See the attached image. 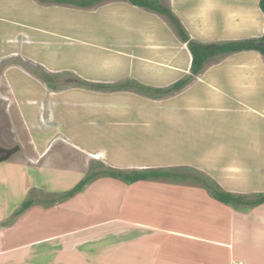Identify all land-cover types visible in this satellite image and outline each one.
<instances>
[{"label":"rangeland","instance_id":"1","mask_svg":"<svg viewBox=\"0 0 264 264\" xmlns=\"http://www.w3.org/2000/svg\"><path fill=\"white\" fill-rule=\"evenodd\" d=\"M261 1L262 0H259L258 3ZM162 2H164V0H162ZM123 3L131 5L129 2L122 0H104L95 3L88 9H80L78 7L73 8L81 13L82 11L88 12L84 17L86 25L88 23V15L104 9L103 12L100 13V16H96L90 22L93 25H106L116 24L119 21L122 23V20L117 21V16L120 15L121 7H112L111 4L119 5ZM51 4L53 7L58 6L57 3L54 2H51ZM135 8L132 6V9ZM138 9L149 12L150 14L154 13L153 11L150 12L146 9ZM135 11L137 10L135 9ZM170 11L176 18H178L173 10ZM52 12H54L53 16H44L45 22H51L54 24L58 19L64 20L63 17L59 16L60 12L55 9H52ZM135 15H137V18H129L128 22H135L149 31H154L159 27L161 28V26L163 28L168 26L177 37V41L183 43L178 36L177 28L167 17L157 14L159 17L151 20L149 18H144V22L139 17V13ZM135 15L132 14V17ZM66 16L67 18H72V15L70 14ZM52 17H54V21H52ZM76 21L81 26L84 25V22L77 16ZM178 21L180 22L179 18ZM152 22H157L159 25H153ZM0 27V31H3L2 24H0ZM180 28L187 34V30L181 22ZM51 32V35H53L51 38L52 40L45 44L44 51L50 52V54L53 51L58 53V57L51 56L52 60H57L58 62L63 60V62H67L69 61V58L72 59L73 56H78L80 47L87 49L86 56L90 60L98 58V53L96 51H100V57L106 61V65H103L106 66L105 69L102 68L105 72V76L116 80L111 82H101L83 78L84 76H87V78L91 79L99 74L98 71L102 66L99 64L97 65V62L94 61L92 63H87V65L84 64L81 68L71 67L69 62H61V69H53L50 65L30 61L24 55L9 54V56H5L4 51L0 49V148L6 150H12L16 147L18 148L11 154L5 153V155L0 158V178L4 179L14 176V172L17 170L15 164L29 163L30 168H34L35 166L41 170H50L47 172L44 170V173H40L38 170H30V173L34 175V177L31 176L30 178V184L35 182L38 189H35L34 187L36 186L34 185V187H32L34 189L31 188L32 190L27 194V197H23L22 189L19 186L15 188L12 197L10 195L12 192H9L5 185H0V191L4 190V194L6 195L4 197L3 193H0V231L3 233V231L7 229L10 233H13L17 230L16 228L19 225V232H21L22 223H24L26 232H24L21 237H17L18 244L22 242H36L35 244H39L37 243L38 241H40V243L45 242L42 233H40L42 232L41 229H36L41 225H48L50 227L47 232H43L44 234H53L55 230L59 228L60 222L65 221L66 219H68V221L73 219L70 223L72 226H69L70 229L71 227H83L81 222H85L89 219L85 214V210H87V207H85L86 203L84 205L83 199H78L76 204L75 201H72L74 196H77L79 193L91 191V189H93L91 188L92 184L99 179H103V177L99 176L97 173L108 170L123 173L137 171L143 173L144 171L139 170L138 167L143 166V164L146 163V155L152 154L157 159L152 160L155 167L151 169H155L157 166L158 169L172 172L176 175H182L184 177H179L177 181L172 182L175 186L187 185L197 188L198 191L196 195H200V199L201 194L203 193L207 196H210L211 193L214 194L217 192L230 193L232 197L240 199V203H237L240 212L249 213L257 209V213H260L258 219H246L255 223V226L251 229L248 235H242L247 236V238L246 240L241 238L239 244L248 241V243H252L253 246L260 249L259 251L263 252L264 206L262 205L264 203L260 205H252L251 203L258 202L260 199L264 198V97H262L260 103L256 100L257 103L255 104L257 107L255 105L250 106L243 104L237 98H240L245 102L248 99L254 100L255 96L251 88L264 87V82L259 80L260 77L264 76V67H257V70L253 75L254 78L252 83L243 80V78H245V73L239 72L238 65L225 69L224 74L232 84L234 92H236V95L233 93L231 94V97H227V94L229 93H225L223 87L219 89L221 86L220 76L222 75L220 71H217V75L213 73L214 81H210L207 77V72L204 70L208 66H218L221 61L223 62L225 60L227 54L218 55L208 59L202 70L196 75H193L191 73L190 64L189 67H187L185 64L179 62V58L183 57V54L179 55L177 59L179 51H174L175 47H172L171 54L173 52L177 53L174 56V60L169 58L171 56L169 54L168 57L164 55L163 57L166 58L157 60L158 63L152 72L155 80L165 82L168 79L165 71H169V69L170 72L174 71L175 73V71L190 68L187 71L188 73L183 74V76L176 81H174L176 77H172L174 82L168 88H150L142 83L136 82L132 76L125 77L120 66L116 70L112 68L115 57L112 53L110 54L107 51L114 48L116 45L114 42L110 43L108 42L109 40L100 37H95L94 44L85 40V38L83 40H80L79 38L78 40H75V38L69 39L70 37H63V41L59 42V40L56 41L55 39L54 31ZM85 34L86 33H84V36H87ZM97 34L112 35L111 33ZM122 35L123 36L120 37V39L126 41L123 48L130 49V43H128L127 40L132 37L133 32H125ZM194 41L200 44H207L199 42L198 40ZM244 41L248 40L244 39L237 42ZM0 42L2 43L1 39ZM229 42L231 41H218L210 44L222 45ZM37 44L35 43L36 46ZM183 45L186 46L187 44L183 43ZM1 46L2 44H0V48ZM62 52H65L66 54L60 57ZM256 52L261 55L264 61V56L260 52ZM108 53L113 57H110ZM124 53L127 54V52ZM3 54L4 56H2ZM48 57L49 56H46V58ZM120 60L122 65H124V60ZM89 71H91V73ZM9 73L17 74L18 78H23L25 75H29L32 80H35L42 89L40 93L43 95L41 96L43 99L42 103H34L33 105L29 104L30 108H28V110L24 109V106L22 109L19 105L20 102L18 101L21 94L17 90V86L10 83ZM248 76L249 75H247V77ZM180 81H187V83L184 84L183 87L176 89L175 86H177V83ZM36 82L33 84L38 85ZM145 89H147V92ZM156 89H160V91L167 94L157 96ZM34 90L36 89L32 85L29 92ZM167 91H169V93ZM185 96L200 97L202 101L201 109L191 116H184L180 112H176L174 123L171 116L167 117L160 114L161 116L155 117L152 113L160 110L157 108V102H162L165 98L169 97L180 98ZM26 98H28V95H25V97H21L20 99L25 101ZM34 100H36V98ZM17 107L21 110L26 122L23 121L22 123L20 121L16 113ZM99 108H101V111H99ZM183 117L186 119L184 128L192 127L193 131L187 133L186 136H181L179 138L181 140L180 143L170 145L171 143L168 142L169 145H165L164 141L162 144L154 142V139L158 135H161V132L167 133L173 129V133L175 131L174 127H177L176 129H182L183 126L181 125L183 123ZM131 121H134L133 125L130 123ZM189 122L192 125H190ZM75 124H77L79 131L82 132L83 138L77 133L74 135L72 134ZM98 124H102L98 126V130L91 129V131L93 132L96 130L97 132H104L108 136L106 146L100 148L96 147L93 143L95 136L92 132L91 134H88L90 128H86L87 125L93 126ZM219 124H221V128L229 127L230 130L228 134H230V137L232 138L230 143H234L236 137L246 138L248 141H252L250 142V145H252L250 152L252 151L255 158H251L249 163H243L242 160L247 161L248 159L240 157L237 153L230 154V151L227 149L228 144L224 145V149L218 147L216 144V130L219 129ZM134 125L136 127H134ZM242 129L246 130L245 133ZM241 134L243 137H240ZM69 137L74 140L78 139L81 143L84 142L87 153L84 151L81 152L80 150L76 151L72 149L73 147L70 145L67 146L66 141H69ZM20 140L23 142L20 143ZM33 140L37 142L36 145L31 144ZM51 141L53 143L52 145ZM58 141H60V143ZM46 144H49L50 148H47L45 151H48L44 153L43 146ZM166 149L169 150L166 151ZM98 151L100 152V155L97 154ZM220 154L222 157L217 159ZM133 155L144 158L141 160L134 159L132 157ZM175 155H178L179 158L176 157L173 161H171V159L169 160V158ZM60 162L62 163L61 165ZM123 166H129V168L126 169V171H123L121 169ZM59 168L67 170L69 174L65 171H55ZM219 172L222 174L220 179L218 176ZM91 174H94L96 178H94L95 180H92L93 182L91 184L87 185L82 191L75 195L71 197L67 196L66 193L71 191L73 187L67 189L66 184L70 182H75L76 184L79 180ZM106 179H112L109 181H113V178L106 177ZM114 180L122 181L118 178H114ZM160 180L171 183L169 179L161 178ZM122 183L125 182L123 181ZM107 184H110V182H107ZM105 189V186L98 189L96 187L93 191H96L97 193L98 190L103 191ZM7 191L10 194H7ZM98 195H101V192H99ZM25 202H29L30 205L23 209V204ZM64 204H68L72 207L73 210L69 209V213H72L73 211L74 214H69V216L66 217L58 215L55 219H39L38 212L35 211V209H32L39 206L44 211L48 212V210H55L59 205ZM6 205H11L12 211L9 206L5 209L4 206ZM77 208H80V211H78ZM20 209H23L22 212L19 211ZM24 214H26V219H22ZM202 221H204L202 223L204 227H208L211 222L219 221L218 225L212 223L213 231L220 232L219 236L216 237L221 244H226L231 241L229 240L228 233L230 232L229 228L232 226H228V219H202ZM167 222L172 223V220L167 219ZM28 223H30L29 228L27 225ZM98 224H100V222L91 226H97ZM77 229L83 230L79 228ZM37 230L39 233L35 234V231ZM202 230L206 229L202 228ZM248 230L249 229L242 230V232ZM224 233H226V236ZM129 235L130 234L124 235L122 238H126ZM94 237H96V234H94ZM8 238H11L14 242L13 235H9ZM92 241L86 242L87 244H90ZM69 242L70 245L68 243V247L71 248H73L72 244L75 246L78 245V247L86 245L83 240H69ZM129 242L131 241H125V243ZM64 246V243H57V245L52 247L33 245L32 247H35V249L32 250V253L36 255H31V258H33L32 264H54L52 257L56 256V251H58L56 249ZM91 246L98 248V256L93 257L94 259L97 258L96 260L98 264H111L109 260L104 263L100 261H103L104 257H100V255H105L103 251L104 247H101L98 243ZM91 246H89V248L95 250V248ZM139 246H141V244L137 242L134 251L137 255L144 251H140L141 248L139 252ZM1 253H3V248L0 247V254ZM94 254H96V252H94ZM75 255L74 257L77 262H79L81 257ZM14 257L18 259V264H26V258L28 256L23 257V253H21L20 255H9L6 259L10 260ZM257 263H259V259L257 260ZM112 264L138 263L133 260L132 255H129L122 256L118 263L114 262Z\"/></svg>","mask_w":264,"mask_h":264},{"label":"crops","instance_id":"2","mask_svg":"<svg viewBox=\"0 0 264 264\" xmlns=\"http://www.w3.org/2000/svg\"><path fill=\"white\" fill-rule=\"evenodd\" d=\"M159 2L163 6L166 5L165 7L168 8V10H173L177 14L180 22L185 26L188 36L199 42L207 44L216 43L218 41L237 42L244 39H259L264 34V15L259 8V0H164V2L159 0ZM123 4H111L112 7H121V12L120 15L117 16V21L122 20V23L119 21L116 24H91L90 21L96 16H100V13L103 12L104 9H101L100 11L88 15L89 18H87L88 23L86 25L84 17L88 12L82 10V13L78 12L73 8L77 6L57 3L58 6L53 7L51 2L43 0H0V24L3 25V31H0V39L2 41V43L0 42V44H2L0 49L4 51L5 56H9V54L24 55L30 61L50 65L53 69H61V62H63V60L58 62L57 60L54 61L51 59V56L58 57V53L53 51L50 54V52L44 51L45 44L52 40L51 38L53 35H51V31H54L55 39L56 41L59 40V42L63 41V37H70L69 39L75 38V40H78V38L83 40L85 38V40L94 44L95 37L105 38V40H109L108 42H114L116 44L112 50L107 51L110 54L112 53L115 57L113 60L114 64L112 65L113 69L116 70L120 66L125 77L132 76L136 82L142 83L150 88L170 87L171 84L180 79L183 74H187L190 68H184L181 71H175V73L174 71L170 72L169 69V71H165L168 79L165 82L157 81L152 74L158 63L157 60L166 58L163 57L164 55L168 57V54L171 55L169 58L174 60V56L177 53L173 52L171 54V49L175 47L174 51H179L177 59L179 55L183 54V57L179 58V62L189 67V64L191 65V57L188 48L184 46L183 43L177 41V37L168 26L164 28L161 26V28L159 27L154 31H149L135 22H128L129 18H137V15H135L137 13H139V17L143 21L144 18H149L151 20L159 16L155 12L150 14L149 12L139 10L138 8L140 7L132 5L134 8L137 7L135 8L137 11H135V9H132L131 5ZM78 8L88 9L90 7ZM52 9L60 12L59 16L63 17L64 20L58 19L54 24L45 22L44 16H53L54 12H52ZM68 14L72 15V18H67L66 15ZM132 14L135 16L132 17ZM76 16L84 22L83 26L76 21ZM52 21H54V17H52ZM152 24L159 25L157 22H152ZM125 32H133L132 37L127 40L128 43H130V49H124L123 47L126 41L120 39ZM84 33H86L85 35L87 36H84ZM97 33H111L112 35ZM35 43H38L37 46ZM86 50V48L80 47L77 57L73 56L72 59L69 58V61L63 63L69 62L71 67L81 68L84 64L87 65V63H92L93 61L97 62V65L99 64L102 66L101 68L99 67V74L91 79L87 78V76L83 78L101 82L115 81L116 79L107 78L105 76V72L102 68L105 69L106 66L103 65H106V61L100 57V51H96L98 53V58L90 60L86 56ZM124 52H127V54ZM65 54V52H62L60 57ZM110 54L109 56L113 57ZM2 56H4V54ZM46 56L49 57L46 58ZM120 59L124 60V65H122ZM234 65H238L240 73H245V78H243V80L252 83L254 78L253 75L257 67H264V61L261 55L256 51H241L227 54L225 60L223 62L221 61L218 66H208L205 68L204 70L207 72L206 74H208L207 77L210 81H214L213 73L217 75V71H220L222 75L220 76L221 86L219 89L223 87V91L229 93L227 97H231L233 93L236 95V92H234L233 86L228 81L224 71ZM89 72L91 73V71ZM247 75L249 76L247 77ZM174 76L176 79L173 81L172 77ZM259 80L264 82V76L260 77ZM9 81L11 84L17 86V90L21 94L18 101L22 109L24 106V109L28 110V108H30L29 104L42 103L43 99L41 96L43 95L40 94L42 91L41 86L35 80H32L29 75L18 78L17 74L9 73ZM34 82L38 85H34ZM31 84L36 90L29 92L32 87ZM251 89L255 96L254 100L248 99L245 102L240 98L237 99L243 104L250 106L255 105L257 107L255 104L257 103L256 100L260 103V100L264 97V87H253ZM25 95H28V98L22 101L20 98L25 97ZM35 98L36 100H34ZM201 107L202 101L200 97H169L165 98L162 102H157V108L160 110L152 113L155 117L161 115L167 117L171 116L174 123L176 112H180L184 116H191L200 110ZM99 111H101V108H99ZM16 113L23 123L25 117L18 107ZM183 118V123L181 125L183 126L182 129H176L177 127H174L175 131L173 133V129L167 133L161 132V135H158L154 139V142L162 144L164 141L165 145H169L168 142L171 143L170 145L180 143L181 140L179 138L181 136H186L187 133L193 131L192 127H186L188 129L184 128L186 119L185 117ZM130 123L133 125L134 121ZM189 124L192 125L190 122ZM100 125L102 124L93 126L87 125L86 128H90L88 134H91V129L98 130V126ZM134 127L136 126L134 125ZM96 130L92 132L95 136L93 143L99 148L106 146L108 136L106 133L97 132ZM229 130V127L221 128V124H219V129L216 130L217 146L224 149V145L228 144L227 149L230 151V154L237 153L240 157L248 159L247 161L242 160L243 163H249L251 158H255L252 151L250 152V149H252L250 142L252 141H248L246 138L236 137V139L234 138L235 142L230 143L232 138L230 134H228ZM242 130L245 133L246 130ZM75 133L83 138V134L77 128V124H75L72 134L74 135ZM240 137H243L242 134ZM22 142L23 141L20 140V143ZM58 142L60 143V141ZM36 143L35 140L31 142L33 145H36ZM66 143L67 146L70 145L73 147L72 149L76 151L80 150L81 152L84 151L87 153L84 142L81 143L78 139L74 140L69 137V141H66ZM52 144L51 141V145ZM47 148H50L49 144L43 146L44 153L48 151H45ZM168 150L169 149H166V151ZM97 154L100 155V152L98 151ZM132 157L139 160L144 158L137 155H133ZM176 157L179 158L178 155H175L169 158V160L171 159V161H173ZM221 157L222 155L220 154L217 159ZM145 159L146 163H144L143 166H139V170L144 172L163 171L158 169L157 166L155 169H151L155 167L152 160L157 159L154 155H146ZM28 164H15L17 170L14 172V176L4 179L0 178V185H5L12 194L8 191L6 193H9L12 197L15 188L18 186L22 189L23 197H27L30 190L34 188L38 189L35 182L30 184L31 176L34 177V175L30 173V170H38L40 173H44V170H46V172L50 171L48 169L41 170L35 166L34 168H30V164L29 166ZM61 164L60 162V165ZM128 168L129 166H123L121 169L126 171ZM55 171H65L69 174L67 170H62L60 168ZM218 176L220 179L222 176L221 172H219ZM152 179L153 178L127 185L126 183L114 179L112 183L109 181L112 179L108 180L103 178L95 181L91 188L96 189L97 187L98 189L105 186V190H98L97 193L93 191V189H91V191L85 190L86 192L79 193L77 196H74V198L72 197V201H75L76 204L78 199H83L84 205L86 203L85 207H87V210H85V214L89 219L85 222H81L83 227H77L83 230H78L73 227H71V229L69 228V226H72L70 223L73 219L71 221H68V219L61 221L59 228L55 230L53 234H44L43 232H47L50 227L48 225H41L36 229H41L42 232L40 233H42L45 242L40 243V241H38L37 243L39 244H35L36 242H22L18 244L17 237H21L22 234L26 232L24 223H22L21 232H19V225L17 228L15 226L17 230L13 233H10L7 229H5L3 233L0 231V247L3 248V253L0 254V264H18V259L16 257L10 260L6 258L9 255H20L21 253H23V257L28 256L26 258V264H32L33 258H31V255H36L32 253V250L35 249V247H32L33 245L52 247L57 245L58 242L61 244L64 243L65 246L56 249L58 250L56 251V256L52 257L54 264H76L77 260L74 257L75 254L81 257L79 259L80 263L77 264H98L97 258H93L98 256V248L91 246L95 243L104 247L103 251L105 255H100V257L104 256L103 261H100L104 263L109 260L111 264L114 262L118 263L122 256L129 255H132L133 260L138 264H264V251H259L260 249L253 246L252 243H248V241L239 244L241 238L244 240L247 238V236L242 235H248L255 226V223L246 219H258L260 213H257V209L249 213L240 212L232 206L230 207L229 205L218 202L210 196L204 195V193L201 194L200 199V195H196L198 189L193 186H175L172 184V182H175L172 179H169L171 183L160 180L161 178L157 180ZM107 182H110V184H107ZM76 184L75 182H70L66 184V187L69 189ZM34 185L36 187H34ZM1 192L5 197L4 190H1L0 193ZM99 192H101V195H98ZM7 206H9L12 211L11 205H6L4 208L6 209ZM262 206H264V204ZM69 207L68 204L59 205L57 209L48 210V212L44 211L39 206L32 209L38 212L39 219H55L58 215L66 217L69 216V214H74L73 211L69 213V209L73 210L72 207ZM79 209L80 208H77L78 211H80ZM25 217L26 214H24L22 219ZM167 219H171L172 223L167 222ZM202 219H228V226H232L229 228L230 232L228 233L229 240L231 241L226 244H221L219 242L217 237L220 232L213 231L212 229V223L218 225L219 221L211 222L208 227H204L202 225L204 222ZM97 222H100V224L91 226ZM27 225L29 228L30 223ZM202 228L206 230H202ZM246 229L249 230L242 232V230ZM37 233H39L38 230L35 231V234ZM94 234H96V237H94ZM128 234L130 235L126 238H122L124 235ZM9 235L14 236V242L11 238H8ZM224 235L226 236V233H224ZM69 240H83L86 245L78 247V245L75 246L72 244L73 248H71L68 247V243L70 245ZM129 240L131 242L125 243V241ZM86 241L92 242L87 244ZM137 242L142 246L138 247V251L141 248L140 251L144 250L138 253V255L134 252ZM89 246L95 248V250H92ZM94 252H96V254H94ZM258 259L259 263H257Z\"/></svg>","mask_w":264,"mask_h":264},{"label":"trees","instance_id":"3","mask_svg":"<svg viewBox=\"0 0 264 264\" xmlns=\"http://www.w3.org/2000/svg\"><path fill=\"white\" fill-rule=\"evenodd\" d=\"M48 2H54L58 4H69L72 6H77L81 8L85 7H91L95 3L104 1V0H43ZM129 2L133 6H137L146 10L153 11L157 13L158 15L165 16L168 19H170L175 27L177 28L178 36L181 39V41L185 44H187L188 51L192 57L191 62V73L193 75H196L199 73L202 68L204 67L205 63L208 61V59H211L218 55H225L230 53H236L241 51H258L264 56V35L259 40H248L244 42H229L222 45L217 44H200L196 43L194 40H192L188 34H186L181 28H180V22L178 21V18H176L168 8L164 7L160 4L158 0H122ZM260 9L264 15V0H262L259 3ZM187 81H180L177 83L178 85L175 86L176 89L181 88L186 84ZM141 87V86H138ZM144 90V89H142ZM147 92V89H145ZM157 92V96L166 95L167 93L155 90ZM169 93V91H167ZM99 176L106 178H118L124 181L126 184L131 185L134 183H137L139 181H144L147 179H172L173 181H177L179 177L184 178L182 175H176L174 173L170 172H164V171H150V172H132V173H123V172H117V171H104L101 173H97ZM95 178L94 174H91L89 176H86L85 178L81 179L77 182V184L72 188L71 191L67 192V196L71 197L75 195L76 193L82 191L83 188H85L87 185L91 184L93 179ZM96 179V178H95ZM94 179V180H95ZM211 193V192H210ZM209 193V194H210ZM210 196L217 200L218 202H221L226 205L232 206L234 209L238 210V204L240 203L239 198H234L230 193L225 192H217L214 194H210ZM264 203V198L260 199L258 202L251 203L252 205H260ZM30 205L29 202H25L23 204V209L27 208ZM23 209H20L19 211L22 212Z\"/></svg>","mask_w":264,"mask_h":264},{"label":"flooded vegetation","instance_id":"4","mask_svg":"<svg viewBox=\"0 0 264 264\" xmlns=\"http://www.w3.org/2000/svg\"><path fill=\"white\" fill-rule=\"evenodd\" d=\"M6 152V149L4 148H0V158L3 157L5 155Z\"/></svg>","mask_w":264,"mask_h":264},{"label":"water","instance_id":"5","mask_svg":"<svg viewBox=\"0 0 264 264\" xmlns=\"http://www.w3.org/2000/svg\"><path fill=\"white\" fill-rule=\"evenodd\" d=\"M18 148L16 147V148H14V149H12V150H6V152L8 153V154H11V153H13L15 150H17Z\"/></svg>","mask_w":264,"mask_h":264},{"label":"clouds","instance_id":"6","mask_svg":"<svg viewBox=\"0 0 264 264\" xmlns=\"http://www.w3.org/2000/svg\"><path fill=\"white\" fill-rule=\"evenodd\" d=\"M190 57H191V55H190ZM191 62H192V57H191ZM190 67H191V65H190ZM120 182H122V181H120Z\"/></svg>","mask_w":264,"mask_h":264},{"label":"bare ground","instance_id":"7","mask_svg":"<svg viewBox=\"0 0 264 264\" xmlns=\"http://www.w3.org/2000/svg\"><path fill=\"white\" fill-rule=\"evenodd\" d=\"M109 206H110V205H109ZM90 208H91V207H90ZM58 243H59V242H58ZM67 257H68V256H67ZM77 263H79V262H77ZM77 263H76V264H77Z\"/></svg>","mask_w":264,"mask_h":264},{"label":"built area","instance_id":"8","mask_svg":"<svg viewBox=\"0 0 264 264\" xmlns=\"http://www.w3.org/2000/svg\"><path fill=\"white\" fill-rule=\"evenodd\" d=\"M235 264H240V263H235Z\"/></svg>","mask_w":264,"mask_h":264}]
</instances>
